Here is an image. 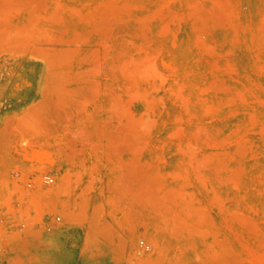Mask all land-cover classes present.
I'll return each instance as SVG.
<instances>
[{
    "label": "rangeland",
    "instance_id": "1",
    "mask_svg": "<svg viewBox=\"0 0 264 264\" xmlns=\"http://www.w3.org/2000/svg\"><path fill=\"white\" fill-rule=\"evenodd\" d=\"M0 264H264V0H0Z\"/></svg>",
    "mask_w": 264,
    "mask_h": 264
},
{
    "label": "built area",
    "instance_id": "2",
    "mask_svg": "<svg viewBox=\"0 0 264 264\" xmlns=\"http://www.w3.org/2000/svg\"><path fill=\"white\" fill-rule=\"evenodd\" d=\"M41 182L43 184H46V185H52L54 182H55V178L51 175V174H44L42 177H41ZM33 185V182H30L28 183V186L31 187ZM61 216L59 215H45L43 217V224L45 226L46 229H49L50 228V225L52 223H59L61 221Z\"/></svg>",
    "mask_w": 264,
    "mask_h": 264
}]
</instances>
